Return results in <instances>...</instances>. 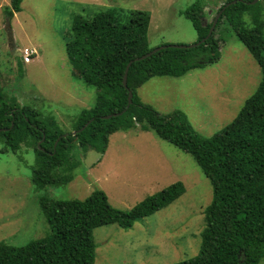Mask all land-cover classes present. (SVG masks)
Here are the masks:
<instances>
[{
    "label": "trees",
    "instance_id": "1",
    "mask_svg": "<svg viewBox=\"0 0 264 264\" xmlns=\"http://www.w3.org/2000/svg\"><path fill=\"white\" fill-rule=\"evenodd\" d=\"M253 1L226 0L218 12L230 4L205 42L186 48L165 44L141 60L137 58L153 50L148 41L149 11L131 10L126 22L117 8L90 18L76 15L66 51L78 78L97 89L95 104L76 116L74 134L61 129L54 116L9 100L0 88L3 150L18 152L23 145L33 148L31 181L42 191L71 182L84 155L90 150L104 154L112 134L138 126L153 130L190 153L213 187L212 201L204 209L199 252L172 264H259L264 257V0ZM22 2L11 0L10 19L21 11ZM204 6L196 0L182 12L197 31V41L208 35L214 22L203 24ZM223 28H231L260 65L261 79L230 124L203 136L185 112L161 113L142 101L138 89L152 77H181L216 62L225 42ZM131 61L126 88L123 79ZM129 91L133 101L128 106ZM185 192L183 181H176L128 210L114 207L100 188L83 200L44 194L38 202L50 232L21 246L1 241L0 264H95L97 227L116 224L130 229Z\"/></svg>",
    "mask_w": 264,
    "mask_h": 264
},
{
    "label": "rangeland",
    "instance_id": "2",
    "mask_svg": "<svg viewBox=\"0 0 264 264\" xmlns=\"http://www.w3.org/2000/svg\"><path fill=\"white\" fill-rule=\"evenodd\" d=\"M196 0H23L10 19L11 0H0V88L9 100L54 116L61 129L74 131V119L96 102L97 89L75 74L66 42L76 15L92 17L117 8L123 22L131 10L151 13L149 46L191 45L198 33L182 13ZM206 16L214 20L226 0H202ZM10 31L18 50L35 49L30 63L12 53ZM225 42L213 64L197 67L181 77L155 76L138 93L161 113L185 112L193 127L211 136L230 124L246 99L257 89L261 67L232 29H222ZM0 140V242L21 246L50 232L38 200L85 199L103 189L110 203L128 210L168 185L183 181L186 192L166 208L137 221L130 229L116 224L94 230L95 264H172L195 256L205 226L204 209L213 187L195 158L153 130L138 126L110 136L104 154L88 151L67 185L36 190L31 179L33 148L5 151ZM259 264H264V257Z\"/></svg>",
    "mask_w": 264,
    "mask_h": 264
},
{
    "label": "water",
    "instance_id": "3",
    "mask_svg": "<svg viewBox=\"0 0 264 264\" xmlns=\"http://www.w3.org/2000/svg\"><path fill=\"white\" fill-rule=\"evenodd\" d=\"M255 2H257V0H254V1L251 2V3H255ZM229 4H230V3L226 4V6L229 5ZM226 6H225V7H226ZM225 7L217 13V15H216V17H215V19H214L213 25L211 26V29H210L208 35H207L205 38H203L202 40H200V41H198V42H196V43H194V44H191V45H185V44H174V45H171V44H170V45L173 46V47L186 48V47H194V46H196V45L201 44L202 42H205L206 39L212 34L213 30L215 29L216 23H217V21L219 20V17L221 16V14H222L223 10L225 9ZM9 35H11V36H10V45H11V47H12V53L15 54V55H21L22 52L19 51L18 48H17L16 45H15V39H14L13 31H10ZM165 47H167V45H161V46H158V47L154 48L153 50H151L149 53H147V54H145V55H143V56L137 58V60L145 59L146 57L151 56L153 53H155V52H157V51H159V50H161V49H163V48H165ZM131 64H132V61L129 62V64L127 65V68H126V71H125V74H124L123 84H124V86H125L126 88H127V86H128V85H127L128 71H129V68H130ZM132 98H133V92H132V91H129V104H128V106L132 103V101H133ZM117 115H119V114H118V113H116V114H110V115H107V116H105V117H106V118H111L112 116H117ZM85 127H86V126H83V127L81 128V130H83ZM76 132H77V131H73L74 134H76Z\"/></svg>",
    "mask_w": 264,
    "mask_h": 264
},
{
    "label": "built area",
    "instance_id": "4",
    "mask_svg": "<svg viewBox=\"0 0 264 264\" xmlns=\"http://www.w3.org/2000/svg\"><path fill=\"white\" fill-rule=\"evenodd\" d=\"M36 55L35 49H25L22 51V59L25 63H30Z\"/></svg>",
    "mask_w": 264,
    "mask_h": 264
},
{
    "label": "clouds",
    "instance_id": "5",
    "mask_svg": "<svg viewBox=\"0 0 264 264\" xmlns=\"http://www.w3.org/2000/svg\"><path fill=\"white\" fill-rule=\"evenodd\" d=\"M20 51V50H19ZM22 52V51H21ZM36 54H37V51H36ZM21 56H22V54H21ZM35 57V56H34Z\"/></svg>",
    "mask_w": 264,
    "mask_h": 264
}]
</instances>
